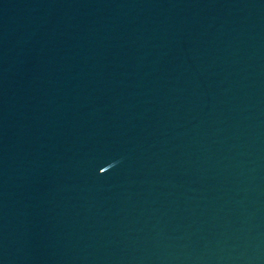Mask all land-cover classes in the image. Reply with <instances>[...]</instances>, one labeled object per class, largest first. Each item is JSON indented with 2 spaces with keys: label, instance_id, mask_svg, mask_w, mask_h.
Here are the masks:
<instances>
[{
  "label": "water",
  "instance_id": "1",
  "mask_svg": "<svg viewBox=\"0 0 264 264\" xmlns=\"http://www.w3.org/2000/svg\"><path fill=\"white\" fill-rule=\"evenodd\" d=\"M0 264H264V0H0Z\"/></svg>",
  "mask_w": 264,
  "mask_h": 264
},
{
  "label": "snow or ice",
  "instance_id": "2",
  "mask_svg": "<svg viewBox=\"0 0 264 264\" xmlns=\"http://www.w3.org/2000/svg\"><path fill=\"white\" fill-rule=\"evenodd\" d=\"M100 171H102V172H103V171H105V169L101 168V169H100Z\"/></svg>",
  "mask_w": 264,
  "mask_h": 264
}]
</instances>
